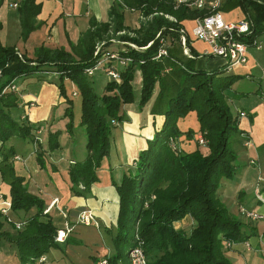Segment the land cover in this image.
<instances>
[{
	"label": "trees",
	"instance_id": "trees-1",
	"mask_svg": "<svg viewBox=\"0 0 264 264\" xmlns=\"http://www.w3.org/2000/svg\"><path fill=\"white\" fill-rule=\"evenodd\" d=\"M227 1L229 7H239L248 22V31L239 38L250 46L264 34V0ZM125 9L136 10L142 17L137 27L125 24ZM38 10L35 0H21L17 5L22 38L36 27ZM209 12L174 0H114L108 19H90L77 42L68 41L69 51L39 45L29 57L0 42V180L9 186L6 197L10 211L34 210L19 220L20 229L10 225L12 230L3 228L6 220L0 213V241L14 247L16 264H42L39 257L57 244L53 241L57 228L48 212H42L41 199L27 191L23 177L16 172L12 164L15 150L8 142L13 137L28 139L38 147L40 138L33 139L31 131L40 126L11 116L8 109L16 106L19 98L15 89H3L14 86L15 78L34 76L44 80V75H38L44 71L55 73L49 81L63 98L67 134L73 129V112L72 96L66 94L64 79L76 87L79 95L78 125L84 136L85 154L67 167L73 195H84L95 181V168L109 150L111 127L126 119L122 106L134 100L131 81L135 71L141 77L137 105L150 101V113L163 116L160 127L139 151L134 173L123 176L116 186L118 211L110 233L114 252L106 257L107 264H128L127 250L136 242L143 248L146 264H232L224 253V243L241 242L247 234L241 221L219 200L217 189L219 180L230 178L235 170V150L229 144L242 141L237 114L230 112L224 95L239 76L225 74L224 65H198V59L210 55L198 56L186 34L188 56L182 53L180 43L181 21ZM113 38L122 42L121 48L107 47ZM100 43L105 47L93 54L94 46ZM160 48L165 54L157 56ZM105 52L114 53L123 63L115 66L112 60H101ZM99 60L106 69L113 64L111 68L119 76L118 81L108 78L101 94L95 92L91 76L86 74V69ZM189 111L195 113L204 149H172L169 138L181 134L176 121ZM184 133L190 136L192 131ZM58 135V129L47 132L45 149L59 147ZM35 157L41 162L40 153ZM185 215L191 220L189 229L175 228L173 223ZM122 245L127 247L125 251Z\"/></svg>",
	"mask_w": 264,
	"mask_h": 264
},
{
	"label": "crops",
	"instance_id": "crops-1",
	"mask_svg": "<svg viewBox=\"0 0 264 264\" xmlns=\"http://www.w3.org/2000/svg\"><path fill=\"white\" fill-rule=\"evenodd\" d=\"M0 1V42L12 46L18 54L29 57L39 45L49 49L61 47L69 51L68 41L75 44L80 34L88 29L90 19L95 22L106 21L108 10L114 2L35 0L39 4L35 16L36 27L22 38L17 11L21 0ZM209 1L204 0V3L207 5ZM220 1V6H224L219 8L224 20L237 21L244 18L239 7H229L227 0ZM181 25L190 40V46L198 56L204 55L206 45L189 35L193 19H184ZM257 40L261 42V47L247 49L243 64L226 68L224 60L219 57H201L197 60L198 65L204 68L224 65L225 74L239 76L225 91L227 101H232L236 94L244 95L247 99L246 108L238 107L234 113L237 114V110L246 112L245 117H237L239 137L242 141H236L235 144V170L230 178L219 180L217 196L230 213L237 211L238 206H244L258 213L260 218L246 219L237 212L239 217L236 218L241 221L242 230L247 237L241 242H232L231 246L224 250L232 264H264V173L261 174L264 170V34L258 35ZM111 42L117 41L111 39ZM138 73L139 71L134 72L131 81L132 89L136 91H139L141 84ZM39 74L45 76L44 80H37L34 76L13 80L14 92L19 100L18 104L10 107L8 111L16 120L39 124L36 136L40 138V146L36 150L34 141L22 138L13 137L8 142L15 150L12 164L16 172L23 177L27 191L41 199L43 209L51 199L56 198L57 201L48 211V216L57 229L62 227L64 220L71 226L66 238L55 247L49 248L43 255L42 264H97L99 259L114 252L110 233L118 211L116 186L120 184L123 176L134 173L139 151L146 147L147 140L151 138L154 130L160 127L163 116L150 113V101L141 106L137 105L136 95L132 102L124 104L122 110L126 119L111 127L109 150L95 168V181L90 184L84 195H73L69 190L67 167L71 162L81 160L85 154L84 136L78 125L79 98L71 97L73 129L67 134L64 128L66 118L63 117V98L58 94L55 84L49 81L55 77V73L44 71ZM64 86L66 94L70 95L73 90L72 83L64 79ZM176 125L181 132L175 137L176 146L180 150L188 152L200 148L194 137L198 123L193 111L179 117ZM53 129L59 130V147L48 151L45 149L46 135ZM186 130H191L192 134L185 136ZM246 140L247 145L244 144ZM38 153L41 162L35 157ZM249 159H253L254 163L249 164ZM0 194L9 196V186L1 180ZM86 209L91 211L96 226L93 223L85 225L76 222V213ZM33 212V209L27 212L10 211V216L21 220ZM62 213H65L66 217H63ZM10 225L12 224L9 223L8 227L3 228L12 230ZM190 225L188 216L174 222V227L186 231ZM13 264H16V261Z\"/></svg>",
	"mask_w": 264,
	"mask_h": 264
},
{
	"label": "built area",
	"instance_id": "built-area-1",
	"mask_svg": "<svg viewBox=\"0 0 264 264\" xmlns=\"http://www.w3.org/2000/svg\"><path fill=\"white\" fill-rule=\"evenodd\" d=\"M177 3L183 2L189 8H194L197 10L208 9L210 12L203 17H196L193 19V26L189 30V35L192 39L199 40L206 45V50L204 51V55H210L214 57H219L224 60V65L226 68H230L236 64H243L246 60V52L248 48H260L261 42L255 38L252 41V44L248 46L242 40H240V36L248 31V22L242 18L237 21H226L224 20L222 13L220 12L219 6L220 0H210L206 5L204 0H176ZM185 31L180 29V43L183 48V53L188 56L186 52V48L184 46L185 41ZM187 35V34H186ZM101 44V43H100ZM98 44V45H100ZM96 45V47L98 46ZM99 47L96 48L98 50ZM97 51H95V54ZM160 54H165V50L160 48L158 50L157 56ZM103 61L112 60L116 65H121L123 63V59H119L115 57L114 53L105 52L103 56L100 58ZM101 60L97 61L93 67L86 69L87 75H92L94 71L101 70L107 76V78L118 81L119 76L116 70L111 68L112 65H108L107 69L103 68ZM13 85H7L4 90H14ZM246 116V112L243 110H237V117L242 118ZM195 140L198 145L204 146L205 140L200 135H196ZM247 143V140L244 144ZM168 144L172 149L178 148L175 143V137H170L168 140ZM247 145V144H246ZM16 158V156H14ZM249 164H253L254 160L249 159ZM57 201L56 198H53L48 203L42 212L47 213L53 204ZM238 214L243 218L256 220L260 218V215L255 211L245 208L244 206L237 207ZM0 213L5 218L6 221L11 222L15 229H20L22 227L21 221H13L10 216V201L9 198L2 196L0 194ZM63 217L65 213H62ZM65 219V218H64ZM75 220L77 223L89 225L93 223V225H97L95 221H93V216L89 209L81 210L76 213ZM71 231V226L69 223L64 220L62 227L58 228L54 234L53 241L56 243L62 242L67 234ZM140 242H136L127 250V259L128 264H146V257L143 252L142 246L139 244ZM232 242L226 241L224 243L225 248H229ZM39 262L44 261V256L39 257ZM97 264H107L106 258H101L97 261Z\"/></svg>",
	"mask_w": 264,
	"mask_h": 264
},
{
	"label": "rangeland",
	"instance_id": "rangeland-1",
	"mask_svg": "<svg viewBox=\"0 0 264 264\" xmlns=\"http://www.w3.org/2000/svg\"><path fill=\"white\" fill-rule=\"evenodd\" d=\"M124 13H125L124 16L126 17V21L125 22L130 27H137V25L140 23V21H142V17L138 14V12L136 10H127V9H125ZM113 39H115V38H113ZM117 42H110L107 47L112 49V50L121 48L122 44H120V43H122V42H118V44H117ZM127 45H129L131 47H135L131 43H127ZM97 47H99V50H96ZM97 47L94 46L93 54H95V51H97V53L100 52V50L102 48H104L105 46L101 43ZM181 47H182V45H181ZM248 50H249V48H248ZM186 52L189 55L187 48H186ZM182 53H183V48H182ZM88 76H91L92 86H93L95 92L97 94H101L103 92V86H104L105 82L108 80L107 76L101 70H96V71L93 72L92 75H88ZM133 93L138 98L139 91H136V89L135 90L133 89ZM70 95L73 96V97L77 96V98H79L78 91H77V89H76V87L74 85H73V90L70 93ZM224 95L226 96V101H227V93H225V91H224ZM242 97H244V98H242ZM246 101H247V99H246V97L244 95L236 94L235 96H233L232 97V101H227V104H228V107L230 109V112L234 114L236 108H238V107H245L246 108V103H245ZM37 132H39V128L36 129V130H32L31 131L33 139H35V136L37 135L36 134ZM194 135H195L194 137H196V135H200V134H198L196 132V134H194ZM195 142H196V140H195ZM196 144H197V142H196ZM229 145H230L231 148L233 146L234 150L236 149L235 148V146H236L235 142L233 144L230 143ZM197 146H199L201 150L204 149V147L201 148V146L198 145V144H197ZM35 148H36V150L38 149L37 146ZM262 150H264V148ZM262 165L264 167V158H263V161H262ZM262 172L264 173V170L261 171V174H262ZM237 212L238 211H234V213L233 214L231 213V214L236 217V216H238ZM186 216L187 215H185L184 217H186ZM11 218L13 219V221H18L15 217L11 216ZM55 221H56V219H55ZM8 223H11V222L5 221L3 226L8 227ZM173 225H174V223H173ZM175 228H178V227H175ZM126 249H127V247L125 245H122V250L125 251ZM225 249L226 248L224 246V250ZM13 251H14V247L12 245H10V244L8 245L7 243H4V241H0V262L4 261V262H6V264H13V262H15V261L17 262V259L15 260V258H14Z\"/></svg>",
	"mask_w": 264,
	"mask_h": 264
}]
</instances>
